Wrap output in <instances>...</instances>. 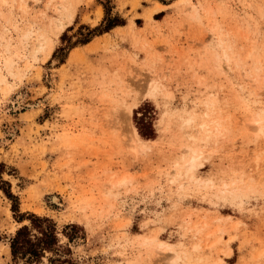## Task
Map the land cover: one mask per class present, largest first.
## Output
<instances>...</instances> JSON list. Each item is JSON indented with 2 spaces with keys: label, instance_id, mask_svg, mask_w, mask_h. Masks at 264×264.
Instances as JSON below:
<instances>
[{
  "label": "rangeland",
  "instance_id": "rangeland-1",
  "mask_svg": "<svg viewBox=\"0 0 264 264\" xmlns=\"http://www.w3.org/2000/svg\"><path fill=\"white\" fill-rule=\"evenodd\" d=\"M0 78V264H264V0H0Z\"/></svg>",
  "mask_w": 264,
  "mask_h": 264
},
{
  "label": "trees",
  "instance_id": "trees-1",
  "mask_svg": "<svg viewBox=\"0 0 264 264\" xmlns=\"http://www.w3.org/2000/svg\"><path fill=\"white\" fill-rule=\"evenodd\" d=\"M7 195L11 196L9 193ZM60 247L54 223L48 218H41L33 214L29 217V223L21 225L10 238L12 257L22 259L30 264L39 262L46 253L52 254L48 256L49 264L61 262L59 256H53L60 251Z\"/></svg>",
  "mask_w": 264,
  "mask_h": 264
},
{
  "label": "bare ground",
  "instance_id": "bare-ground-1",
  "mask_svg": "<svg viewBox=\"0 0 264 264\" xmlns=\"http://www.w3.org/2000/svg\"><path fill=\"white\" fill-rule=\"evenodd\" d=\"M73 11V10H72ZM61 12V11H60ZM74 12H68V17H70L71 19L74 18ZM60 26L61 27H64V23H60ZM41 37H43L41 35ZM47 40V39H46ZM43 46V44H41ZM53 50V47L51 48V51ZM50 51V53H51ZM3 79L0 78V82H2ZM5 81V80H4ZM257 122V121H256ZM201 127L203 129H206L207 132H210V129H207L209 127V123L208 121H204L202 124H201ZM132 128V127H131ZM131 133H132V136L134 137V140L136 141L137 145H139L138 148L142 149L143 146L145 145V141L140 137V135L138 134V132L136 131L135 127H133L131 129ZM142 146V147H140ZM190 149V158H189V167H190V170H192L194 168V166L196 165V161L198 160L199 156L197 155V149L195 147H189ZM184 185V184H182ZM225 189H229V185L228 184H225ZM234 187L231 188V190L233 191ZM158 246V245H157ZM159 247H161L162 249L164 250H173L171 244L165 242V241H160L159 242ZM201 248V243L200 242H196L194 245H193V249L194 250H199ZM9 250H10V247H9ZM177 252V251H176ZM176 256V259H184L188 256V254L186 253V251H184V253L182 252H177L175 254ZM194 259V258H193ZM218 261V260H217ZM194 262V261H193ZM196 262V261H195ZM203 262V261H202ZM186 264H193L191 262V260H187L186 261ZM200 264V263H199ZM215 264V263H214Z\"/></svg>",
  "mask_w": 264,
  "mask_h": 264
},
{
  "label": "crops",
  "instance_id": "crops-1",
  "mask_svg": "<svg viewBox=\"0 0 264 264\" xmlns=\"http://www.w3.org/2000/svg\"><path fill=\"white\" fill-rule=\"evenodd\" d=\"M116 26V25H113V27Z\"/></svg>",
  "mask_w": 264,
  "mask_h": 264
}]
</instances>
